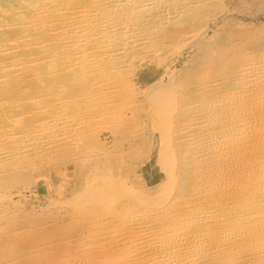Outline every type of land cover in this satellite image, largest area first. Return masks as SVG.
I'll use <instances>...</instances> for the list:
<instances>
[{"label":"rangeland","instance_id":"1","mask_svg":"<svg viewBox=\"0 0 264 264\" xmlns=\"http://www.w3.org/2000/svg\"><path fill=\"white\" fill-rule=\"evenodd\" d=\"M58 3L33 7L52 56L0 43V264H264V0H203L123 62Z\"/></svg>","mask_w":264,"mask_h":264},{"label":"bare ground","instance_id":"2","mask_svg":"<svg viewBox=\"0 0 264 264\" xmlns=\"http://www.w3.org/2000/svg\"><path fill=\"white\" fill-rule=\"evenodd\" d=\"M37 0H5L3 2L0 3V23L1 24H4V25H8L10 26L9 29L6 28L5 31H0V43L2 41H4L6 38H10V36H17V35H30V39L32 40H38L40 39V41H42L43 39H45V41H47V50H48V54H46V56H52V50H50V44H49V41H50V35H49V32H52V31H47L44 29V24L46 22V20L44 19L43 16H41L40 14H38L37 12H33V7L35 6V3H36ZM60 3H58L59 5L61 6H66L68 5L69 7H67V9H70L72 8L71 10H79L77 11L78 13H74L73 11H69L68 13L66 14H70L68 17H69V20L68 21H64V25L65 24H79V27H81L82 29V32L81 33V30L78 31V33H81L82 35V38H86L88 36H96V38L99 39V42H96L95 44H97V46L99 45L98 47V50L101 51V54L102 56H113L115 55L118 60L120 61H124L126 59H128V57H130L132 55V53H135V50H136V53L139 51V50H142V49H149L152 47L151 43L154 42L155 39H157L156 36L159 37V35H161L160 32H162L165 28V26L167 27V25L169 23H177V19L181 18L182 16H184L185 18L191 14L192 12V9L194 10L197 6V4L199 2H202L200 0H59ZM62 1V2H61ZM57 5V4H56ZM18 7L17 9H19L18 13H15L13 12L15 10L16 7ZM43 6H46V4L44 3ZM48 10L47 12L50 14L51 13V9H50V6H48ZM56 7V6H55ZM41 9V8H40ZM63 9V8H62ZM39 10V9H38ZM61 10V9H60ZM37 11V10H36ZM45 11V10H44ZM43 11V13H44ZM57 11V10H55ZM59 11V10H58ZM7 12V14H6ZM53 12V11H52ZM195 12V11H194ZM73 13V14H72ZM65 14V13H64ZM65 16V15H64ZM61 17V16H60ZM63 18V17H62ZM193 18V17H192ZM56 19V18H55ZM61 19V18H60ZM65 19V18H63ZM62 19V20H63ZM59 20V19H58ZM66 20V19H65ZM48 21V20H47ZM53 21V20H52ZM51 20H49V22H52ZM55 21V20H54ZM176 21V22H174ZM192 21V20H191ZM63 23V22H62ZM180 23V22H179ZM178 23V24H179ZM171 25V24H169ZM173 25V24H172ZM177 25V24H176ZM47 26V25H46ZM69 26V25H68ZM71 26V25H70ZM76 28V27H75ZM73 29V28H72ZM51 30V29H50ZM55 30V29H54ZM74 30V29H73ZM70 32V31H69ZM75 32V31H74ZM77 32V31H76ZM68 33V32H66ZM156 34V36H155ZM57 36V35H56ZM26 37V36H25ZM63 37L65 38V41H69L71 44L70 45H74L75 42H78V41H82V38L79 36V35H75L73 33L71 34H68L67 36L63 35ZM156 37V38H155ZM63 38V40H64ZM52 39V38H51ZM83 39V40H84ZM8 40V39H7ZM29 40V39H28ZM153 40V41H152ZM36 42V41H35ZM35 42L33 44H35ZM65 42V43H66ZM94 42V41H93ZM27 42H25V45H26ZM37 43V42H36ZM40 43V42H39ZM7 44V43H6ZM22 44V43H21ZM38 44V43H37ZM42 44V43H41ZM90 44V43H89ZM94 44V43H93ZM155 43H153L154 45ZM11 45V44H10ZM15 45V44H14ZM24 45V44H23ZM44 45V43L42 44V46ZM72 45V46H73ZM151 45V46H150ZM68 46V45H67ZM76 46V44L74 45ZM44 47V46H43ZM46 47V46H45ZM56 47V46H55ZM61 47V46H60ZM69 47V46H68ZM78 47V46H76ZM94 47V45H93ZM217 47V46H216ZM3 48V47H2ZM42 48V47H41ZM212 48V47H211ZM10 49V48H9ZM90 49V48H89ZM87 49V50H89ZM97 49V48H96ZM156 49V48H155ZM213 49V48H212ZM14 50V49H13ZM21 50V49H20ZM30 50V49H29ZM27 50V51H29ZM33 50V49H31ZM31 50H30V53H31ZM38 50V49H36ZM91 50V49H90ZM97 50V51H98ZM153 50V49H152ZM210 48L206 47L203 49V51H205L206 54H209L210 53ZM1 51V49H0ZM3 51V50H2ZM7 50H4L3 52H5ZM40 51V50H39ZM86 51V49L84 50ZM83 52H80V53H84ZM96 51V50H95ZM149 51H151L149 49ZM202 51V52H203ZM15 52V51H14ZM23 52V51H22ZM25 52V50H24ZM63 52V51H62ZM76 52V51H75ZM18 53V52H17ZM100 53V52H99ZM7 55V53H5ZM72 54V53H71ZM77 54H79L77 52ZM76 54V55H77ZM93 54V53H92ZM131 54V55H130ZM11 55V54H10ZM13 55V54H12ZM23 55V54H22ZM26 55V54H24ZM57 55V54H56ZM94 55V54H93ZM248 55V54H246ZM1 56V55H0ZM3 56V55H2ZM55 56V55H54ZM75 56V55H74ZM84 56V55H82ZM81 56V57H82ZM90 56V54H89ZM92 56V55H91ZM97 55L94 56L93 59H95ZM5 57V56H3ZM66 57V56H65ZM64 56L61 58H63V61L62 63L64 64L63 66H68L70 67V65L68 64V62L65 60ZM114 57V56H113ZM31 58H33L31 56ZM36 58V57H35ZM47 58V57H46ZM80 58V57H79ZM78 58V59H79ZM107 58V57H106ZM106 58H103V59H106ZM5 59V58H4ZM37 59V58H36ZM41 59V58H40ZM86 59V57H85ZM93 59L92 62H93ZM1 60V58H0ZM8 60V59H7ZM12 60V59H11ZM38 60H39V57H38ZM80 62L82 61L81 59H79ZM89 60V58L87 59ZM98 60V59H97ZM96 60V61H97ZM37 61V60H36ZM100 61V60H99ZM104 61V60H103ZM262 61V60H261ZM9 62V61H8ZM24 62V61H23ZM29 61H27L26 63H28ZM75 62V61H74ZM79 62V63H80ZM251 62V61H250ZM25 63V64H26ZM67 63V64H65ZM76 63V62H75ZM46 64V63H45ZM74 64V63H73ZM246 64V63H245ZM16 65L15 63L12 65L14 66ZM19 65V64H17ZM76 65V64H75ZM5 66V65H4ZM3 66V67H4ZM7 66V65H6ZM50 66V65H49ZM72 66V65H71ZM254 66V65H253ZM10 66L8 65V68ZM77 67L78 69H80L81 67V64L78 66H75ZM74 67V68H75ZM122 67V66H121ZM129 67V66H127ZM6 68V67H5ZM51 68V66H50ZM49 68V69H50ZM58 68V67H57ZM63 68V67H62ZM62 68L59 69V74L58 76H55L56 78L58 79H62V80H66L68 79V73L66 72V75L62 74ZM73 68V67H72ZM130 68V67H129ZM249 68V67H248ZM261 68V67H260ZM53 69V68H52ZM66 69V68H65ZM71 69V67H70ZM84 69V68H83ZM102 69L104 68H101L100 69H96L98 71H101ZM250 69V68H249ZM2 70V69H1ZM7 70V68H6ZM69 70V69H68ZM82 70V69H81ZM87 70V69H86ZM35 73L36 71L33 70ZM52 71V70H51ZM58 71V70H57ZM88 71V70H87ZM4 72V70H3ZM8 72V71H7ZM45 72V71H44ZM50 72V71H49ZM54 72V71H53ZM73 71H71L72 73ZM38 74H40V76L42 77L41 75V72L39 70V72L37 71ZM70 73V72H69ZM70 73V75H71ZM37 74V75H38ZM44 74V73H43ZM52 74V72H51ZM89 75V74H88ZM256 76V75H255ZM48 77V76H47ZM50 77V76H49ZM257 78V77H256ZM14 79V77H13ZM36 79V78H35ZM47 84H51L53 83L51 80L52 79H47ZM249 80V79H248ZM3 82V81H2ZM1 82V83H2ZM5 82V81H4ZM3 82V83H4ZM18 82V81H17ZM43 82V81H42ZM57 82H59L57 80ZM247 82V81H246ZM250 82V80H249ZM7 83V82H6ZM12 83V82H11ZM40 83V82H39ZM1 85V84H0ZM20 86V85H19ZM49 86V85H48ZM67 86V85H66ZM255 86V85H254ZM51 87V86H50ZM63 87V86H62ZM90 88V87H89ZM100 88V87H99ZM107 88V87H106ZM237 88V87H236ZM57 89V88H56ZM103 88L101 87V90ZM240 89V88H239ZM23 90V89H22ZM21 90V91H22ZM51 90V89H49ZM53 90V89H52ZM55 90V88H54ZM91 90V89H89ZM2 92H0V95L2 96L3 93L6 94V96L8 95L7 93H10L11 96L8 97L6 99V102L3 101L2 102V99L0 98V104L1 103H7L9 102L10 100L15 102L16 100L20 102V94H19V90H18V83L13 85V88H10L6 91H3L1 90ZM247 91V90H245ZM24 92V91H22ZM54 92V91H53ZM90 92V91H89ZM92 92V91H91ZM90 92V93H91ZM96 92V91H95ZM104 92V91H103ZM107 92V91H106ZM98 93V92H96ZM240 93V92H239ZM86 94V93H85ZM13 95V96H12ZM52 95V94H51ZM81 95V94H80ZM95 95V94H94ZM98 95V94H96ZM107 95V94H105ZM55 96V95H54ZM238 96V95H237ZM17 97V99L14 101V98ZM53 97V96H52ZM63 97V96H62ZM105 97V96H104ZM100 98V97H99ZM103 98V97H102ZM54 99V98H53ZM231 100V99H230ZM51 101V100H50ZM56 101V99H55ZM59 101V99L57 100ZM56 101V102H57ZM101 101V100H100ZM175 101V100H174ZM54 102V101H53ZM50 103V102H49ZM61 103V102H60ZM173 103V102H171ZM175 103V102H174ZM17 104V102H16ZM20 104V103H19ZM59 104V103H58ZM224 104V103H223ZM173 105V104H172ZM225 105V104H224ZM46 106H48L46 104ZM45 106V108H46ZM14 107V106H13ZM53 107V106H52ZM56 107L57 104H56ZM213 107V106H212ZM42 108V107H41ZM44 108V107H43ZM13 109V108H12ZM21 109V108H20ZM52 108H50L51 110ZM55 109V107H54ZM14 110H17V109H14ZM40 110V109H39ZM49 110V111H50ZM9 111V110H8ZM44 111V110H43ZM24 112V111H23ZM39 112V111H38ZM46 112V111H45ZM14 114V112H12ZM42 113V112H41ZM231 113V112H230ZM17 114V112H16ZM55 114V113H54ZM74 114V113H73ZM102 114V113H101ZM5 115V114H4ZM7 115H8V112H7ZM12 116V115H11ZM18 116V114H17ZM16 116V117H17ZM58 116V115H56ZM66 117H68L67 115H65ZM64 116V117H65ZM73 116V115H72ZM233 116V115H232ZM6 117V116H5ZM47 117V116H46ZM55 117V116H54ZM53 117V118H54ZM63 117V116H62ZM61 117V118H62ZM65 117V118H66ZM3 118V117H2ZM9 118V117H8ZM19 118V117H18ZM44 118V117H43ZM52 118V117H51ZM72 118V117H71ZM82 118V117H81ZM92 118V117H91ZM208 118V117H207ZM220 118V117H219ZM231 118V117H230ZM13 119V118H12ZM42 119V118H41ZM56 119V118H55ZM60 119V118H59ZM63 119V118H62ZM69 119V118H68ZM4 120V119H3ZM19 120V119H18ZM45 120V119H44ZM43 120V121H44ZM58 120V119H57ZM241 120V119H240ZM2 121V120H1ZM6 121V120H5ZM9 120H7L8 122ZM21 121V120H20ZM24 121V120H23ZM41 121V122H43ZM89 121V120H87ZM46 122V121H45ZM58 122V121H57ZM64 122H65V119H64ZM63 122V123H64ZM69 122V121H68ZM71 122V120H70ZM81 122V121H79ZM83 122V121H82ZM239 122V121H238ZM37 123V122H36ZM50 125H52L54 128L55 126L53 124H51V120H50ZM61 124L62 121L60 122ZM59 123V125H60ZM76 123V122H75ZM78 123V122H77ZM229 123V122H228ZM11 125V123H9ZM8 124V125H9ZM41 124V123H40ZM44 124V123H43ZM65 124V123H64ZM199 124V123H198ZM234 124V123H233ZM36 125V124H35ZM49 125V124H48ZM56 125V124H55ZM75 125V124H74ZM71 126L72 128L75 127V126ZM78 125V124H77ZM45 126V125H44ZM42 126V127H44ZM58 126V125H57ZM82 126V125H81ZM214 126V125H213ZM15 127V125H14ZM13 127V128H14ZM36 127V126H35ZM60 127V126H59ZM62 127V126H61ZM67 127V126H66ZM8 128V127H7ZM18 128V127H17ZM30 128V127H29ZM38 128V127H37ZM46 128V127H45ZM71 128V130H72ZM76 128V127H75ZM217 128V127H216ZM20 130V128H19ZM24 130V129H23ZM67 130V128H66ZM74 130V129H73ZM232 130V129H231ZM35 131V130H34ZM36 131H40V130H36ZM42 131V130H41ZM50 131V130H49ZM55 131V129H54ZM210 131V130H209ZM26 132V131H25ZM24 132V133H25ZM28 132V131H27ZM33 132V131H32ZM45 132V131H43ZM48 132V131H47ZM68 132H72V131H68ZM18 133V132H17ZM20 133V132H19ZM18 133V134H19ZM35 133V132H34ZM49 133V132H48ZM52 133V131L50 132ZM80 133V132H79ZM130 133V132H129ZM199 133V132H198ZM207 133V132H206ZM13 134V133H12ZM15 134V133H14ZM54 134V133H53ZM52 134V135H53ZM81 134V133H80ZM79 134V135H80ZM204 134V133H203ZM11 135V134H10ZM56 134H54L55 136ZM64 135V134H63ZM62 135V136H63ZM206 134H204L205 136ZM208 135V133H207ZM206 135V136H207ZM214 135V134H213ZM230 135V134H229ZM7 136V134H6ZM32 136V135H31ZM69 136V135H68ZM71 136V135H70ZM196 136V135H195ZM209 136V135H208ZM41 137V136H40ZM51 137V136H50ZM49 137V138H50ZM57 137V135H56ZM198 137V136H197ZM235 138V136H233ZM8 138V137H7ZM10 138V136H9ZM8 138V139H9ZM45 137H43L44 139ZM53 139V137H51ZM55 138V137H54ZM58 138V137H57ZM67 138V135L66 137L64 136V139ZM76 138V136H75ZM205 138V137H204ZM221 138V137H220ZM15 139V138H14ZM29 139V138H28ZM41 139V138H39ZM38 137H37V140H39ZM42 139V140H43ZM56 139V138H55ZM54 139V140H55ZM201 139V138H200ZM203 139V138H202ZM209 139V138H208ZM211 139V138H210ZM11 140V139H10ZM21 140L22 142L24 140L22 139H19ZM33 141H35L34 139H32ZM78 140V139H77ZM224 140V139H223ZM2 141V140H1ZM4 141V140H3ZM41 141V140H40ZM44 141V140H43ZM47 141V140H46ZM50 141V140H49ZM206 141V140H205ZM209 141V140H208ZM206 141V143L208 142ZM213 141V140H212ZM10 142V141H9ZM13 142V141H12ZM17 141L15 140L14 143H16ZM25 142V141H24ZM31 142V141H30ZM48 142V141H47ZM204 142V141H203ZM216 142V141H215ZM214 142V144H215ZM218 142V141H217ZM11 143V142H10ZM9 143V145H10ZM37 143V142H36ZM41 143V142H40ZM40 143H38L40 145ZM199 143V142H198ZM201 143V142H200ZM42 144V143H41ZM46 144V143H45ZM49 144V142H48ZM47 144V145H48ZM32 146V144H30ZM34 145V144H33ZM37 145V144H36ZM46 145V146H47ZM206 145V144H205ZM13 146V145H12ZM35 146V145H34ZM42 146H45V145H42ZM203 146V145H202ZM17 147V146H16ZM49 147H51L49 145ZM48 147V148H49ZM168 147V146H167ZM199 147V146H198ZM15 148V147H14ZM24 148V147H23ZM22 148V149H23ZM33 148V147H32ZM39 148V147H38ZM37 148V149H38ZM200 148V147H199ZM217 148V147H216ZM40 149V148H39ZM47 149V148H46ZM167 149V148H166ZM201 149V148H200ZM4 150V148H3ZM11 150V149H10ZM26 150V149H25ZM28 150V149H27ZM26 150V151H27ZM31 150V149H30ZM29 150V151H30ZM42 150V149H41ZM44 150V149H43ZM57 150V149H56ZM170 150V149H169ZM2 151V149H1ZM9 151V150H8ZM7 151V152H8ZM15 151V150H13ZM18 151V150H17ZM20 151V150H19ZM18 151V152H19ZM24 151V150H23ZM35 151V150H34ZM33 151V152H34ZM53 151V150H52ZM217 151V150H216ZM6 152V153H7ZM10 152V151H9ZM25 152V151H24ZM168 152V151H166ZM16 153V152H15ZM28 153V152H27ZM36 152H34V155H35ZM53 153V152H52ZM184 153V152H183ZM199 153V152H198ZM3 154V153H2ZM11 154V153H10ZM9 154V155H10ZM14 154V153H12ZM11 154V155H12ZM17 154V153H16ZM20 154V153H19ZM18 154V155H19ZM23 154V152H22ZM26 154V153H25ZM38 154V153H37ZM40 154V153H39ZM186 154V153H185ZM188 154V153H187ZM192 154V152H191ZM198 155V154H197ZM5 156V154H4ZM4 156L2 158H4ZM8 156V155H7ZM183 156V155H182ZM181 156V157H182ZM1 157V156H0ZM31 157V155H30ZM28 157V158H30ZM187 157V156H186ZM185 157V158H186ZM193 157V156H192ZM199 157V156H197ZM14 158V156H13ZM20 158H23V157H20ZM189 158V157H188ZM187 158V159H188ZM8 160L10 158H7ZM12 159V158H11ZM186 159V160H187ZM193 159V158H192ZM4 160V159H3ZM6 160V159H5ZM45 162V161H44ZM181 162V161H180ZM184 163V162H183ZM9 165V164H8ZM183 165V164H182ZM186 165V164H184ZM14 166V165H13ZM181 166V165H180ZM12 167V166H11ZM15 167H18V166H15ZM8 168V166H7ZM6 168V169H7ZM14 168V167H13ZM187 168V167H186ZM18 169V168H16ZM9 170V169H8ZM12 170V168H11ZM187 170V169H186ZM189 170V169H188ZM188 170L186 171V174H188ZM195 170V169H194ZM1 171V170H0ZM197 171V170H196ZM16 172V171H15ZM191 172V171H190ZM20 173V172H19ZM184 173V171H183ZM12 174V173H11ZM1 176V175H0ZM6 177V176H5ZM8 177V176H7ZM190 178V177H189ZM185 179V178H184ZM2 180V179H1ZM6 182V181H5ZM188 183V181H186ZM194 182V181H193ZM183 183V182H182ZM181 183V184H182ZM192 185V184H191ZM193 186V185H192ZM189 187V186H188ZM193 188V187H191ZM191 190V189H190ZM111 191V190H110ZM197 191V190H196ZM113 193V192H112ZM194 193V192H193ZM197 193V192H196ZM115 194V193H114ZM111 195V194H110ZM194 196V195H193ZM110 197V196H109ZM84 199V198H83ZM83 203V202H82ZM81 203V204H82ZM86 203V202H85ZM78 205V204H77ZM155 205V204H154ZM54 206V205H53ZM58 207V206H57ZM158 207V206H157ZM74 208V207H73ZM84 208V207H83ZM85 209V208H84ZM81 210V209H80ZM151 210V209H150ZM165 210V209H163ZM162 212V210H161ZM153 214V213H152ZM4 215V214H3ZM71 215V214H70ZM159 215V214H158ZM165 215V214H164ZM148 216V215H147ZM146 217V216H145ZM150 217V216H149ZM153 217V216H152ZM150 217V218H152ZM165 217V216H164ZM133 218V217H132ZM194 218V217H193ZM149 219V218H148ZM158 219V218H157ZM169 219V218H168ZM167 219V220H168ZM141 220V219H140ZM150 220V219H149ZM204 220V219H203ZM137 221V220H136ZM258 221V220H257ZM125 222V221H124ZM189 223V222H188ZM244 224V223H243ZM168 225V224H166ZM245 225V224H244ZM242 226V225H241ZM247 227V226H246ZM166 228V227H165ZM228 228V227H226ZM246 229V228H245ZM170 231V230H169ZM164 232V231H163ZM184 233V232H183ZM192 234V233H191ZM209 234V233H208ZM227 234V233H226ZM228 235V234H227ZM234 235V234H233ZM180 236V235H179ZM236 236V235H235ZM167 237V236H166ZM176 237V236H175ZM192 237V236H191ZM194 237V236H193ZM221 238V237H220ZM232 238V237H231ZM184 239V237H183ZM190 239V238H189ZM205 239V237H204ZM161 240V239H160ZM176 240V239H175ZM178 240V239H177ZM201 241V240H200ZM159 242V240H158ZM170 242V241H169ZM155 243V242H154ZM152 243V244H154ZM158 244V243H157ZM156 244V245H157ZM178 244V243H177ZM160 246H157V247H161V244H159ZM152 246V245H151ZM172 246V245H171ZM152 247H155L152 246ZM163 247V246H162ZM161 247V248H162ZM173 247V246H172ZM29 248V247H28ZM156 248V247H155ZM170 248V247H169ZM168 249V248H167ZM207 250V249H206ZM168 251V250H167ZM172 251V250H171ZM177 251V250H176ZM175 252V251H174ZM173 253V252H172ZM149 254V253H148ZM194 255V254H192ZM147 257V255H146ZM154 257V256H153ZM182 257V256H181ZM191 257V256H190ZM144 258V257H143ZM159 258V257H158ZM183 258V257H182ZM149 259V258H148ZM151 259H154V258H151ZM186 259V258H185ZM37 260V259H36ZM150 260V259H149ZM148 260V261H149ZM158 260V259H157ZM156 260V261H157ZM160 260V259H159ZM162 260V259H161ZM151 261V260H150ZM166 261L168 262V260L166 259ZM164 262V261H163ZM160 263V262H159ZM172 263V262H171ZM149 264V263H148ZM152 264V263H151ZM170 264V263H169ZM173 264V263H172Z\"/></svg>","mask_w":264,"mask_h":264}]
</instances>
